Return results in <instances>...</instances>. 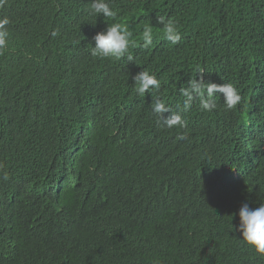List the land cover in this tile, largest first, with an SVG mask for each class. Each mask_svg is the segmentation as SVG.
<instances>
[{
  "label": "trees",
  "instance_id": "1",
  "mask_svg": "<svg viewBox=\"0 0 264 264\" xmlns=\"http://www.w3.org/2000/svg\"><path fill=\"white\" fill-rule=\"evenodd\" d=\"M89 5L0 8L11 20L0 55V264H111L114 250L118 264H264L230 226L242 204L264 203V0H112L117 16L96 20ZM160 15L178 21L177 45ZM116 22L133 33L132 62L91 55L93 36ZM142 69L161 82L144 97L131 78ZM198 70L233 84L241 103L226 110L218 96L206 112L196 101L185 129L157 125L151 105L177 111ZM132 220L147 245L122 229Z\"/></svg>",
  "mask_w": 264,
  "mask_h": 264
},
{
  "label": "clouds",
  "instance_id": "2",
  "mask_svg": "<svg viewBox=\"0 0 264 264\" xmlns=\"http://www.w3.org/2000/svg\"><path fill=\"white\" fill-rule=\"evenodd\" d=\"M7 4V0H0V8ZM88 15L95 17L102 16L103 18L114 19L117 16L116 10L112 7V0H90ZM156 23L162 25L163 36L172 45H177L181 40V30L177 20L166 15H160L156 18ZM11 20L8 16H0V55H2L7 47L10 36L9 25ZM92 24H95L92 23ZM154 26L151 23L145 24L142 29L141 39L143 43L141 47L147 49L153 43ZM50 35L56 37L58 32L53 30ZM133 33L127 23L116 22L108 24L105 30L97 32L93 36L95 42L91 47V55L100 59H115L120 60L127 58L129 62L134 60L130 54L129 48L136 47V42L132 40ZM203 71L198 70L199 74L196 78H191L187 81V86L180 89L185 97L182 107L177 111L172 108L162 99H157L151 105V113L155 117V123L161 127L172 129L187 127V121L184 114H187L193 106V103L198 101L199 108L202 111L212 112L217 108V97L223 98V104L226 110H232L241 103L242 96L239 90L231 83H215L206 81ZM135 85V92L138 96L144 97L146 93L161 88V82L156 78L155 73H150L147 69H142L131 77ZM220 94V95H218ZM169 115L165 116L164 114ZM185 134H180L177 139H186ZM7 179V176L4 177ZM125 212H131L127 208ZM231 217V216H230ZM239 224L233 226L230 223L231 231L240 233V238L243 242L249 245L256 253L264 255V203H260L258 207L252 209L247 203L241 205L238 211ZM120 225H125L122 229L132 236V240L137 245H147L150 240L148 234L140 227L135 220L119 221ZM128 223V224H126ZM120 228V227H118ZM111 237H109L110 239ZM114 249V247H113ZM109 253V252H108ZM117 254V253H116ZM115 250L113 254L109 253L111 264H118L119 257L116 259Z\"/></svg>",
  "mask_w": 264,
  "mask_h": 264
}]
</instances>
